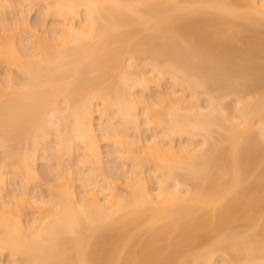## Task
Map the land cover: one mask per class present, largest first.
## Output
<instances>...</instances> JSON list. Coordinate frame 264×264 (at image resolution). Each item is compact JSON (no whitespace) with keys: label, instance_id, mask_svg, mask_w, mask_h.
<instances>
[{"label":"bare ground","instance_id":"1","mask_svg":"<svg viewBox=\"0 0 264 264\" xmlns=\"http://www.w3.org/2000/svg\"><path fill=\"white\" fill-rule=\"evenodd\" d=\"M1 1L41 2L56 23L9 18ZM5 1L0 192L12 167L24 185L14 204L33 218L1 193L0 264H264V0ZM166 75L171 88L150 96ZM241 79L260 94L232 114L194 90ZM142 114L157 131L146 144ZM102 140L124 178L106 175ZM40 142L57 167L30 194ZM79 145L90 176L78 197Z\"/></svg>","mask_w":264,"mask_h":264},{"label":"rangeland","instance_id":"2","mask_svg":"<svg viewBox=\"0 0 264 264\" xmlns=\"http://www.w3.org/2000/svg\"><path fill=\"white\" fill-rule=\"evenodd\" d=\"M17 1H22V0H14V1H12V4H14V2L16 3ZM2 2L3 1H1V5H2ZM6 2L7 1L3 2V6L6 7V10H7L8 13L10 12V10L7 9V8L14 9L13 10V13L11 15L7 13L8 16H9V18L10 17L11 18L12 17L13 18H16L17 15H18V12H20L21 10H23V11H25V13L29 14L28 15V18H29L28 19V22H29V24L32 27H34V26L37 27L36 24H41L43 21H44L45 27H47V28L52 27V24H55L56 23V22H54L55 20H53V18H50V16H46L47 14L45 15L46 17L43 15L45 13L44 10H46L44 8L46 5L45 6L44 5H41V2L38 5L37 4H33V5L31 4V7L30 6L28 7V5H30V3L28 4L29 1L28 2L27 1L26 2H23V5L22 6H25V8H22V6H20V4H15L13 6V5H11L10 2H7V3ZM44 4H46V3H44ZM29 8H31V10H28ZM2 9L3 8L1 7L0 8V11ZM81 10H82V8H81ZM3 11L0 12V15L1 14L3 15V13H2ZM5 11H4V13H5ZM42 12H44V13L42 14ZM212 12H214V14L215 13L216 14L218 13L215 10H213ZM42 15L44 16V19L45 20L43 19V16ZM85 17H86L85 11L82 10L81 13H80V18L84 21L85 20ZM2 18H3V16H2ZM41 19H42V21H41ZM76 21H77V24H79V20L77 19ZM0 24H2V23H0ZM14 70L16 71V69H14ZM3 71H4V69L2 67H0V76H3L2 74H4V72H6V71H4V72ZM169 76L170 75H166L165 76L166 77L165 78V81H163V83H162L163 85L160 88L162 91H160L159 89H152L150 96L152 95L153 97H156L158 95V93L161 94L162 92H165L166 90H168V88H171V86H172L171 85V82H170L171 79H169L171 76L170 77ZM253 87H255V86H253V83L251 81L244 80V79L242 80L241 79L238 82L235 81L233 87H230L229 86V87H225V88L220 89V90L219 89H216L214 87H210V88H195L194 90H195L196 95L199 97L201 103L204 106H206V105L209 104L208 101H209L210 98H213V100H214V102H215V104L217 106L218 105H219V107L221 106L229 114H232V113H234V110H235V107H236L235 106L236 105V101L242 100V99L244 101H245V99L246 100L247 99H250V98L252 99V98H254V97H256V96H258L260 94L259 90H256L257 88L255 87L256 89H254ZM157 90H159V92ZM189 92H191L190 89H189ZM187 93H188V91H187ZM148 96H149V94H148ZM149 97H146V98H149ZM140 117H141L140 118L141 119V127H142V130H143L142 131L143 132L142 137H143V140H144V142L146 144L147 142H149L151 139L154 138V134H156L157 131L155 132V130L153 131V130H150L148 128V126L145 124V118H144V115L143 114ZM98 120H99V116H96L95 121H94L95 124H98ZM214 130L215 131L213 133V137H214V141L217 142V141L220 140V136L218 134V129L217 128H214ZM98 137L99 138L101 137L100 139L103 138L102 136H100V133H98ZM39 138H40V136H39ZM55 138L56 137L53 135L52 136L53 143H54V139ZM200 139H201V137L197 138V140H200ZM38 141H41V139H39ZM174 141H175V145H177L176 147L179 148L180 145L182 146V143L185 144V143L188 142V136H184L183 138L176 137ZM76 143H78V142H76ZM39 144L41 145V146L39 145L40 146L39 148H41V149L43 148L42 150H39L38 151V161H37V167H38V172H39L40 177H41L40 178L41 181L39 180V182L36 181L37 183H34L33 182V184L32 183L30 184V187H29V189H31L30 190L31 191L30 194H33L32 193V191H33L32 189H33V186H36V185H37V188H38V186H40L41 189L43 188V191L47 190L50 185H51L50 187H52L53 184H50L49 185V179L51 180V178H50V172L53 171V170H55L56 167H57V161L53 157V155L51 154L52 152L51 153H50V151L49 152H46V149L44 151V144L42 142H40ZM51 145L54 146L55 144L54 145L51 144ZM110 145L113 146L112 144H110ZM110 145L107 142V140L100 141L101 152H102L103 159H104V171H105L106 175L108 176V178L111 181H115V179L118 178L119 174H120L121 177L126 176V175H124L125 173L124 174L122 173V172H124V171H122L123 170L122 169V167H123L122 165L123 164H121L122 162H121V160L117 156V153H116V150H115L116 148H114V146L113 147H110ZM83 152L84 151H83V149H81L80 145H79V147L77 146L76 147V150H75V156H73V158H71L69 160V162H68V164H70L73 167V169H76L78 171V175L76 176V179H75L76 182L74 184L75 185L76 192L78 194V197L80 195H82V193H84V188L81 185L82 184L81 182H83L84 180L82 181L81 179L82 178H87V177L90 176V173L88 172V170L86 168H84V166L82 164V159L81 158H83ZM66 164H67V161H66ZM68 164H67V166H68ZM70 165L68 167L71 168ZM81 167H83L86 171H84V169L81 168ZM148 168H149L148 166H145V168H144V169H146L145 170L146 171V176H148L149 174L151 175V173H152L151 172L152 170H149ZM7 170L9 171V175L7 176L8 177L7 178L8 179V181H7L8 183L6 182L7 185H6L5 189L3 190V192H0V195H1V193L5 194L6 195L5 200H7L8 202H9V200H11L12 201L11 202L12 204L10 202L8 204H9V206H11L13 208L12 205L14 204V202H17V199L21 203V200H20L21 197H20L19 194H21V191H22L21 188H23L24 185H23V182L21 181V179L18 176H16L15 174H13L12 167L10 169H7ZM169 185H171V183H169ZM17 186L20 189V191L19 190L16 191L17 190V188H16ZM0 190H1V188H0ZM38 190H40V189L38 188ZM47 191H45V192H47ZM18 195H19V198L20 199L18 198ZM12 196H14V197L16 196L17 199L16 198L13 199ZM14 200H16V201H14ZM20 203H15L14 204L15 206L16 205L17 206H20V207H17V209H19V210L21 208H23L22 205H21L22 203L21 204ZM9 206H7V207H9ZM11 207H10V209H12ZM22 210L23 209H21V212H19V213L20 214L22 213L23 216H25L24 217V221L26 223V221H28V220L31 219L29 217V216H31V215H29L31 212L29 213V211L27 209H25V211L23 210L24 212H22ZM31 217L33 218V216H31ZM61 243L64 245V246L63 245L62 246L64 248H66V249H68V248L71 247L70 243L68 244V242H67V238L64 237V236H63V239H62V242ZM70 253H71V251H70ZM72 253H73V251H72ZM2 256H3L2 258H4V260H5V262L9 259L8 258V253H4ZM217 264H222V259L219 258L217 260Z\"/></svg>","mask_w":264,"mask_h":264}]
</instances>
